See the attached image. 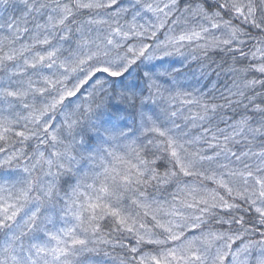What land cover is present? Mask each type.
<instances>
[{
  "label": "snow or ice",
  "instance_id": "obj_1",
  "mask_svg": "<svg viewBox=\"0 0 264 264\" xmlns=\"http://www.w3.org/2000/svg\"><path fill=\"white\" fill-rule=\"evenodd\" d=\"M0 264H264V0H0Z\"/></svg>",
  "mask_w": 264,
  "mask_h": 264
}]
</instances>
